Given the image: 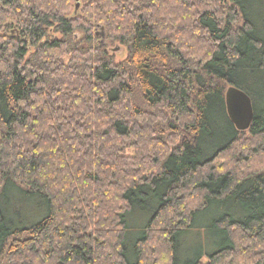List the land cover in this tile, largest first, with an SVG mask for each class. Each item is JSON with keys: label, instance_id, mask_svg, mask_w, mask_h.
I'll return each mask as SVG.
<instances>
[{"label": "trees", "instance_id": "16d2710c", "mask_svg": "<svg viewBox=\"0 0 264 264\" xmlns=\"http://www.w3.org/2000/svg\"><path fill=\"white\" fill-rule=\"evenodd\" d=\"M0 264H264V0H0Z\"/></svg>", "mask_w": 264, "mask_h": 264}, {"label": "rangeland", "instance_id": "374dc122", "mask_svg": "<svg viewBox=\"0 0 264 264\" xmlns=\"http://www.w3.org/2000/svg\"><path fill=\"white\" fill-rule=\"evenodd\" d=\"M100 32V31H99ZM111 53L116 56V60L119 62L124 59L126 55V51L124 48L119 46H114L111 50ZM20 207V211H18V215L20 219L23 221L22 223L28 224L38 220L40 216V211L36 209L34 204H22ZM141 215L135 216L131 220V225L136 229L142 227V219ZM203 223H201V227L197 229L203 228ZM139 232V231H138ZM135 232V233H138ZM191 235L189 238H185L181 241V257L182 260H187L190 258H195L197 256H202V261L205 263L208 261L209 254L215 249L214 241L210 236L209 232L205 229L193 230L190 232ZM204 236V239H203ZM198 238V239H196Z\"/></svg>", "mask_w": 264, "mask_h": 264}, {"label": "water", "instance_id": "95a60500", "mask_svg": "<svg viewBox=\"0 0 264 264\" xmlns=\"http://www.w3.org/2000/svg\"><path fill=\"white\" fill-rule=\"evenodd\" d=\"M226 107L228 116L236 129L241 132L248 131L254 120L251 98L244 91L230 86L226 92Z\"/></svg>", "mask_w": 264, "mask_h": 264}]
</instances>
